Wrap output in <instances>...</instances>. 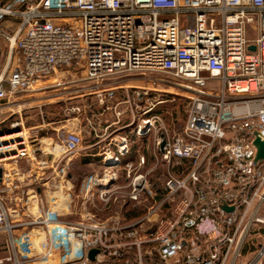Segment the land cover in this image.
<instances>
[{"label":"built area","instance_id":"1","mask_svg":"<svg viewBox=\"0 0 264 264\" xmlns=\"http://www.w3.org/2000/svg\"><path fill=\"white\" fill-rule=\"evenodd\" d=\"M25 1L21 11L5 10L18 16L17 26L0 27L8 46L0 103L44 89L59 72L73 75L50 85L78 84V93L92 91L100 103L119 81L167 88L121 87L119 103L129 105V118L122 122L125 110L114 112L109 124L122 123L123 131L94 161L100 170L82 177L76 195L107 206L128 200L139 212L130 222L96 218L86 208L78 220L61 218L58 192L72 186L81 130L51 128L55 138L45 142L30 137L21 116L11 132L0 128V230L9 250L0 264H145L146 258L150 264H264V161H254L252 144L254 131L264 136V0ZM209 80L217 86L207 87ZM171 88L187 105L177 132L159 111ZM84 106L71 104L69 116L80 118ZM96 113L84 118L86 127H94ZM145 137L152 139L151 158L142 152L130 158L134 139ZM23 160L35 162L36 171L22 170ZM158 163H175L180 172L169 167L159 189L149 178ZM26 178L33 185L27 191ZM36 185L49 191L44 204ZM30 199L37 214L21 219L15 208L11 220L7 201L29 210ZM38 229L44 238L35 254L31 238ZM90 249H97L94 260Z\"/></svg>","mask_w":264,"mask_h":264},{"label":"rangeland","instance_id":"2","mask_svg":"<svg viewBox=\"0 0 264 264\" xmlns=\"http://www.w3.org/2000/svg\"><path fill=\"white\" fill-rule=\"evenodd\" d=\"M25 6H26L25 0H0V8L5 10L10 9L11 11H21L25 8ZM0 16L3 19L1 21L2 22L1 24L3 25L1 26L9 30H11L15 26V23H17L18 21L17 15L7 13L6 11L0 14ZM7 56H8V46L6 42L0 40V71L2 70V68L4 67L7 61ZM203 74L208 76V73L206 72ZM50 82H54V80L47 81L44 84H42L47 86L44 89L37 90L34 92L19 93L13 96L10 99V101H5L0 103L1 132H11L12 129H10V123L16 119L18 120L21 116L24 127L27 129L26 131L29 133L30 137H34L38 139L41 134L47 133L48 135H50V137L55 138L54 137L56 133L55 129L54 130L50 129L49 131L43 129V131L41 132L38 131V129L35 130L28 129L31 125H34L37 122H41L42 117H44L46 121H55V122L61 121L59 125L61 123H63L64 125L61 127V129H59L60 131L81 130L82 134L84 135L85 132L87 131L85 125L86 120L84 118L91 116V113L97 110L100 111V109L105 108L106 105L110 107L108 111L104 112L106 114L107 120L109 121L108 123L113 121L112 118L116 110H125V112L122 115L123 116V119H121L122 122L128 120L129 118L130 115L128 111V109L130 108L128 107L129 105L119 103L123 99V95H121L122 93H120L122 91L121 89L114 88V89H109L110 91H106L105 92L106 99H103L104 103H100L97 101V99L91 97L94 95H90L93 94L92 91H90L87 92L88 94L87 102L83 101L84 104L86 105L84 106V113L80 117L83 119V121L81 120L77 122L78 129H75V127L72 128V126L76 125L75 123L76 121L71 120L67 109L72 104V102L75 101V99L70 97L71 96L70 93H63V92L69 91L73 87L70 86L71 84L54 87L50 85ZM128 83L131 85L136 84V85L148 86L151 88H158V89L167 88V86L161 83L153 84V82L149 80H146L144 82L133 81ZM212 86H217V82H214L213 80H209L207 87H212ZM171 90L172 93L166 96V99H169L170 101L164 103L163 108L159 111L162 114L165 123L170 127V129H172L174 132H177L178 130H180V128L182 127V125L186 120L187 105L184 97L176 93V92H181L178 88H171ZM87 105H89V107H87ZM71 122H74L75 125H73ZM121 124L122 123L112 124L108 129H106V133H112L114 135L122 132L123 130L120 129ZM17 129L20 128L17 127L14 130ZM45 142H47V140H45ZM41 146L44 148L46 146V143L43 144V142H41ZM92 151L93 150L84 149L82 144V149H80L79 154L76 155L78 159L80 158L76 165L78 168V172H80L79 177L75 180L71 178L72 186L61 188L58 192V194L60 193L58 197L60 201L58 203L60 204V208H61L60 209V212L62 214L61 218L65 221L78 220L81 218L80 216L81 212L84 211V208H86L89 211L93 212L96 218L106 219L109 218L110 216L115 215L116 218H118L122 222H130L134 220L133 217L132 218L128 217V215L126 217V214H132L134 212L139 213V212L137 211V209H135V205L132 202H129L128 200L124 202L121 197H118L117 200L113 201L111 204L107 206L97 200L93 202H83L81 198L76 196V195L79 196L81 195L80 181L82 177L92 171L98 169L100 170L101 168L100 166H98V162H92L93 157H90L88 155H83V154H89ZM85 158H92L91 159L92 161L89 162L90 160L89 159L88 161L85 162ZM99 160H101V157L95 159V161H99ZM148 164H150V162ZM173 165L176 166L175 163H172V165L169 166H166L165 163L164 164L158 163L157 168L151 172L149 178L153 180L154 186H156L157 189L160 188L162 181L165 179L166 170L169 167L172 168V170L175 173H180L177 170H175V167ZM123 179H124L123 174H119V179L117 181L118 184L121 185L124 182ZM7 207L9 208V214H11L10 217L11 220L15 219V217L12 216L13 214L12 211L15 208H19L21 219H25L29 214L28 212H32L33 214H37L38 212L36 202L32 201V199H30L27 204V208L29 210L26 209V205H24V207H21L20 204L15 205L13 202L10 201L9 202L7 201ZM33 233L35 234L34 238L37 239L36 241L37 243H35L36 244L34 245L35 249L32 252L38 254L39 243L40 241L43 240L44 233L40 229L34 230ZM7 240H8L7 233L0 230V258L5 257L9 253L7 247ZM33 264H41V263L34 262Z\"/></svg>","mask_w":264,"mask_h":264},{"label":"crops","instance_id":"3","mask_svg":"<svg viewBox=\"0 0 264 264\" xmlns=\"http://www.w3.org/2000/svg\"><path fill=\"white\" fill-rule=\"evenodd\" d=\"M69 75H73L72 72H69V73L59 72L57 74L50 76V78L47 81H51V80L53 81L56 79L65 78V77H68ZM128 82L129 81H122V82L119 81L116 83V86L119 87V89H121V87L131 85ZM70 86L73 88L70 89L69 91H65L63 93H70V95H71L70 97L75 99V101H73L72 104H78L80 102L87 101V99H88L87 95L88 94L86 92L78 93V90H76L74 88V87H78V84H73ZM122 92H123V90L120 93H122ZM90 95H94L91 97L97 99V96L95 94H90ZM101 111H102L101 109H100V111L99 110L96 111L97 112L95 114L96 120L93 119L94 117H92V119H93L92 124L94 127H89V126L86 127L87 131L83 135V148L86 150H93L91 153H89V156L93 157V159L90 158L89 162H91L92 160H93L92 162H94L96 158L100 157L103 154V150H105L107 148V146H108L107 144L109 141L110 142L115 141V140H118V138H119L118 134L113 135L112 133H109V135H108L107 133H104V132H106V129H108L111 126V124L108 123L109 121L107 120L106 114L101 113ZM70 118H71V120L76 121L75 122L76 125L74 124V122H71L73 125H75V126H72V128L75 127V129H78L77 128L78 127L77 122L81 121V120L83 121V119L79 118L78 115L75 116L76 119H73V117H70ZM114 119H116L115 116H113L112 120L114 121ZM60 122L61 121H57V122L46 121L44 119V117H42L41 122H37L36 124L31 125L30 127L38 129V131H40V132L43 131V129H46L47 131H49L51 128H57V129L61 128L64 124L61 123L59 125ZM40 136H41L42 140H45L46 138L50 137V135H48L47 133H45V134L43 133ZM134 140H135V142L131 145L132 151H131L130 158H134L140 152L144 153L149 158H151V154H152V150H151L152 139H151V137H145L141 140L135 138ZM37 156H38V158L45 157V155L42 152L38 153ZM77 159H78V157L76 156V158H74L72 160V163H71V169L72 170L76 167L80 158L78 160ZM149 160H151V159H149ZM19 165H20V168L24 171L30 170V172H32V173L36 171L35 162L30 163V162H26L25 160H23L20 162ZM30 183H31V178H26V181L23 184L25 191L30 190L33 187V185H30ZM34 188L37 190L40 202L45 203L47 197L49 196V191H47V189H45L43 187H40L39 185L34 186Z\"/></svg>","mask_w":264,"mask_h":264},{"label":"water","instance_id":"4","mask_svg":"<svg viewBox=\"0 0 264 264\" xmlns=\"http://www.w3.org/2000/svg\"><path fill=\"white\" fill-rule=\"evenodd\" d=\"M250 49H254V46H250ZM254 138L252 144L255 148L254 161L258 163L259 161H264V136L261 135L258 131L253 132ZM97 252V249H90L88 252V258L94 260V256Z\"/></svg>","mask_w":264,"mask_h":264},{"label":"trees","instance_id":"5","mask_svg":"<svg viewBox=\"0 0 264 264\" xmlns=\"http://www.w3.org/2000/svg\"><path fill=\"white\" fill-rule=\"evenodd\" d=\"M3 19L1 18V16H0V27H2L1 25H3V24H1ZM17 24H18V21H17V23H15V26L11 29V30H13L16 26H17ZM90 158H85V162L86 161H88ZM79 174H80V172H78V168H77V166L73 169V170H71V172H70V176H71V178L73 179V180H75V179H77L78 177H79ZM81 178V177H80ZM79 178V179H80ZM136 215H138L137 213H132V214H128V217H135ZM150 262V260L149 259H145V264H150L149 263Z\"/></svg>","mask_w":264,"mask_h":264},{"label":"bare ground","instance_id":"6","mask_svg":"<svg viewBox=\"0 0 264 264\" xmlns=\"http://www.w3.org/2000/svg\"><path fill=\"white\" fill-rule=\"evenodd\" d=\"M3 10L5 11V9H3ZM36 241H37L36 238H34V237L31 238V242H32L33 245H36V244H35V243H37Z\"/></svg>","mask_w":264,"mask_h":264}]
</instances>
